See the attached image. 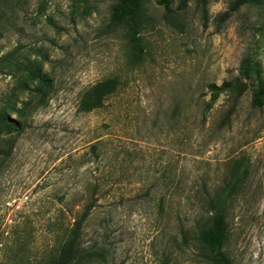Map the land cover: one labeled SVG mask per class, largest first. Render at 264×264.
I'll use <instances>...</instances> for the list:
<instances>
[{
  "label": "rangeland",
  "instance_id": "374dc122",
  "mask_svg": "<svg viewBox=\"0 0 264 264\" xmlns=\"http://www.w3.org/2000/svg\"><path fill=\"white\" fill-rule=\"evenodd\" d=\"M182 1L167 12L142 0V56L131 63L115 0H0V112L17 118L31 97L13 62H40L52 79L43 104L30 98L23 129L0 142V264H51L96 184L82 243L103 257L83 264H210L195 240L205 192L238 158L248 173L224 250L232 264H264V107L250 88L209 105L208 89L235 80L246 56L264 76V0L226 19L233 0ZM108 78L118 86L103 107L81 110L84 90Z\"/></svg>",
  "mask_w": 264,
  "mask_h": 264
},
{
  "label": "trees",
  "instance_id": "16d2710c",
  "mask_svg": "<svg viewBox=\"0 0 264 264\" xmlns=\"http://www.w3.org/2000/svg\"><path fill=\"white\" fill-rule=\"evenodd\" d=\"M199 1L205 3V0ZM141 3L142 0H115L111 13L113 23L128 26L131 63H136L142 56V46L137 27L143 19L141 17ZM158 3L163 5L167 12H171V0H158ZM261 3L262 0H233L224 12L223 18H228L243 5ZM184 5L183 0L179 4V8L184 7ZM13 63L17 71L25 72L27 82L34 84L30 86L27 82H21L20 89L27 90L31 95V99L38 96L39 104H43L46 100V94L52 89V79L42 72L41 63L37 62L31 65L22 62ZM117 86L118 81L116 78H108L88 87L82 94L80 109L89 112L103 107L105 98L109 93L114 92ZM249 88L252 92L251 105L254 108L262 109L264 107L263 69L254 58L246 56L241 61L239 76L235 80L225 81L220 85L213 83L208 86L211 93L209 105L214 103L223 92H229L233 95L236 102ZM30 98L23 102L21 108L16 109L17 118H13L5 112H0V142L11 138H3V135L18 133L23 129L20 118L30 104ZM234 107L223 115L220 122L221 127L230 124ZM91 150L97 153V145L92 144ZM229 168L228 177L214 193L206 190L204 198L206 215L200 220L195 236V240L201 243L206 251V258L210 264H232L231 258L224 250L230 235L228 217L238 193L243 188L248 168L243 158L232 160ZM99 189L98 184L93 185L77 216L72 219V222L69 221L68 224L63 225L58 240L61 243L57 254L52 258L51 264H83L94 257H103L101 248L95 245L87 246L82 243L84 224L96 205ZM181 238L182 242H187L184 228H182Z\"/></svg>",
  "mask_w": 264,
  "mask_h": 264
}]
</instances>
